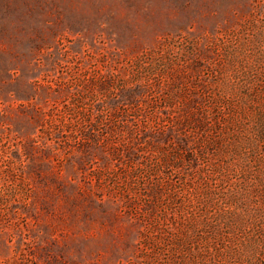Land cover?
<instances>
[{
	"label": "rangeland",
	"instance_id": "obj_1",
	"mask_svg": "<svg viewBox=\"0 0 264 264\" xmlns=\"http://www.w3.org/2000/svg\"><path fill=\"white\" fill-rule=\"evenodd\" d=\"M0 264H264V0H0Z\"/></svg>",
	"mask_w": 264,
	"mask_h": 264
}]
</instances>
